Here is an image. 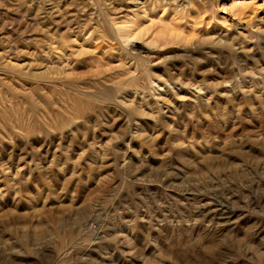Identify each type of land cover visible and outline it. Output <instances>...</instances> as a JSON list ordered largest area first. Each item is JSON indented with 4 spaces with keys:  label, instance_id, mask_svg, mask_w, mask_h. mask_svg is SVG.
<instances>
[{
    "label": "rangeland",
    "instance_id": "rangeland-1",
    "mask_svg": "<svg viewBox=\"0 0 264 264\" xmlns=\"http://www.w3.org/2000/svg\"><path fill=\"white\" fill-rule=\"evenodd\" d=\"M0 264H264V0H0Z\"/></svg>",
    "mask_w": 264,
    "mask_h": 264
}]
</instances>
